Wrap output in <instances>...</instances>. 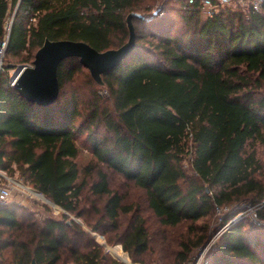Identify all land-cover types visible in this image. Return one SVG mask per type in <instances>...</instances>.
Returning a JSON list of instances; mask_svg holds the SVG:
<instances>
[{
  "label": "trees",
  "instance_id": "1",
  "mask_svg": "<svg viewBox=\"0 0 264 264\" xmlns=\"http://www.w3.org/2000/svg\"><path fill=\"white\" fill-rule=\"evenodd\" d=\"M156 1L0 0V43L15 12L6 66L33 64L46 40L118 50L130 37L128 16H146ZM163 5L132 17L133 53L102 75V85L79 58H66L57 100L40 106L3 76L0 171L18 174L66 212L87 215L91 233L122 245L116 249L127 264L129 256L153 263L148 255L157 249L140 206L112 189L115 175L144 193L160 227L188 226L165 264L191 261L208 241L201 222L216 207L233 206L224 226L242 204L258 206L257 222H231L202 264H264V167L256 151L264 145V12L231 6L204 19L183 2ZM80 77L88 78L84 86ZM80 141L94 157L82 170ZM91 233L72 220L39 223L21 205L0 206V264H123L106 257Z\"/></svg>",
  "mask_w": 264,
  "mask_h": 264
},
{
  "label": "rangeland",
  "instance_id": "2",
  "mask_svg": "<svg viewBox=\"0 0 264 264\" xmlns=\"http://www.w3.org/2000/svg\"><path fill=\"white\" fill-rule=\"evenodd\" d=\"M166 1H171V0H166ZM164 0H157L156 3L154 4V7L152 10L148 13H146L144 16L143 14L141 16L148 17L149 15H152L155 12H159L160 8H162ZM14 11L11 12L8 16L7 19V29L10 28L12 21L14 19ZM8 60L6 57L5 53V61ZM16 62H12L10 64L16 65L15 68H11V70H16L17 68L21 66H29L32 65L31 62L27 63H20L19 61L15 60ZM15 63V64H14ZM12 72V71H11ZM10 72V73H11ZM80 84L84 86L86 84V80H88L87 77H80ZM80 147H81V152L80 156L78 157V163L81 167V170L85 168L87 165H89L93 161V155L90 150V148L87 145H84L83 141H80ZM257 157L260 160L261 164L264 167V145H257ZM185 166L187 168H190V165L188 162L185 163ZM7 176L11 177L9 174L5 173ZM13 178L20 180L24 183L25 186L29 187L32 191H35L34 194L32 192H29L28 189H21L22 191L17 192L15 191L13 194V197L10 199V203L18 204L21 205L22 207L26 208L27 213L33 215L34 219H36L39 223H42L45 219L47 218H55V219H66L67 221H75L77 224H79L83 229H85L88 232H92L90 228L87 226L85 222V217H78L73 213L66 212L63 208H61L58 205H55V203L47 198L45 195L42 193L36 191L32 186H30L28 183H26L23 179L19 177L18 174L15 176H12ZM6 180L3 179V183L5 184ZM111 187L114 191L118 192L119 194L123 195L126 197V202L128 204L133 205L134 207L140 206V214L147 218L150 223V229H151V236H152V245L153 249H157V252L152 254L151 257L148 255V263H150V260L153 261V263L150 264H165L169 262L172 257V253L178 249L177 243L180 239L188 238L189 237V231L187 225H182L180 227L176 228H165V227H160L159 224H156L154 219H150V212L146 208V202H145V196L144 193L133 187L132 185L128 184L125 180H123L121 177L118 175H115L111 179ZM40 193V194H38ZM47 198V199H46ZM92 202V201H91ZM93 202L95 203V200L93 199ZM104 203L103 199L101 198L100 200L96 201V205H99V207L102 206ZM91 206V203L88 201V203L84 206V209L87 210ZM240 208V212L231 219L227 225L223 226V221L226 217V214H228L232 209L233 206H227L224 208H215V212L204 219L201 223L202 225L207 226V233L209 235L208 241L200 248L196 249L192 255L191 261L188 264H192L193 261L197 260L198 257H200V252L202 249L205 250L203 251V254L201 256V262L203 261L204 256L208 251L216 246L219 238L221 237V234L226 230L224 229L225 226H228L231 222L237 221L238 219H248L250 221H255L257 222V215L255 214L260 207L255 206L252 207L248 203H244ZM98 213V212H97ZM94 214V213H93ZM66 215V217H63ZM92 215V213H91ZM126 221V220H124ZM262 222V221H261ZM258 221V223H261ZM224 230V231H223ZM202 229H198V235L202 233ZM92 234V233H91ZM96 234H92L93 238L95 239L96 243ZM99 235V234H98ZM101 236V235H99ZM102 237V236H101ZM103 238V237H102ZM104 239V238H103ZM105 244H104V250L103 253L106 257L117 260L120 259L124 262H126V258L121 254V252H118L119 248L115 244H110L108 243L105 239ZM101 245V243H98ZM107 246L110 253L106 252L107 251ZM116 246V247H114ZM5 251V256H2L3 260L5 261V257L8 254ZM113 255L115 257H113ZM173 256V255H172ZM132 259V258H131ZM120 262V261H119ZM6 264H10L9 262ZM140 264H146L145 261L141 262Z\"/></svg>",
  "mask_w": 264,
  "mask_h": 264
},
{
  "label": "water",
  "instance_id": "3",
  "mask_svg": "<svg viewBox=\"0 0 264 264\" xmlns=\"http://www.w3.org/2000/svg\"><path fill=\"white\" fill-rule=\"evenodd\" d=\"M133 16L146 18L139 14L128 16L130 37L128 42L118 50L99 52L82 41L46 40L37 51L33 64L24 66L14 86L15 89L28 101L40 106L53 104L60 91L59 66L69 57L79 58L82 65L90 70L94 80L102 85V75L120 66L133 53L135 47V31L131 22ZM8 68H15V65H8ZM31 264H37V261L33 259Z\"/></svg>",
  "mask_w": 264,
  "mask_h": 264
},
{
  "label": "built area",
  "instance_id": "4",
  "mask_svg": "<svg viewBox=\"0 0 264 264\" xmlns=\"http://www.w3.org/2000/svg\"><path fill=\"white\" fill-rule=\"evenodd\" d=\"M171 1L183 2L189 7H196L200 11L201 16L204 19L214 18L215 16L219 15L223 9L231 6L238 7L245 15H248L251 12L252 13L264 12V0H171ZM11 26L10 28L7 29V21H6V25H5L6 35L3 41L0 43V84L3 76L8 72L7 81L10 86L14 87L25 65L21 66L23 68L19 67L16 70H11L6 66L5 53L11 32ZM0 177L6 180L5 184L0 185V206L9 204L10 199L13 197L15 191L20 192L22 191L21 189H28V191L32 192L33 194L35 192L32 191L29 187L25 186L22 181L7 176L5 172L0 171ZM255 214L257 215V212ZM227 227L228 226H225L224 229H226ZM101 245L104 246V244ZM116 246L122 247V245H116ZM108 247L110 246H107L106 252L110 253ZM204 250H205V246L204 249H202L200 252V257H198L197 260L193 261L192 264H202V262L206 257L205 255L203 261L201 262V256ZM127 255L129 256L128 253ZM113 257L115 256L113 255ZM118 261L122 262L123 264H127L120 259H118ZM129 264H140V263L133 262L129 256Z\"/></svg>",
  "mask_w": 264,
  "mask_h": 264
},
{
  "label": "bare ground",
  "instance_id": "5",
  "mask_svg": "<svg viewBox=\"0 0 264 264\" xmlns=\"http://www.w3.org/2000/svg\"><path fill=\"white\" fill-rule=\"evenodd\" d=\"M95 237H96V240H97L98 243L105 244V241H104V239L101 236L96 234Z\"/></svg>",
  "mask_w": 264,
  "mask_h": 264
}]
</instances>
